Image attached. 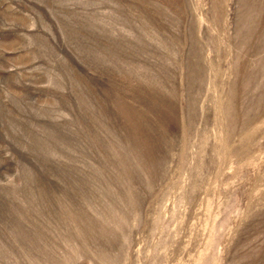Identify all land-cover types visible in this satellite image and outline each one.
I'll return each mask as SVG.
<instances>
[{
    "label": "rangeland",
    "instance_id": "374dc122",
    "mask_svg": "<svg viewBox=\"0 0 264 264\" xmlns=\"http://www.w3.org/2000/svg\"><path fill=\"white\" fill-rule=\"evenodd\" d=\"M0 264H264V0H0Z\"/></svg>",
    "mask_w": 264,
    "mask_h": 264
}]
</instances>
